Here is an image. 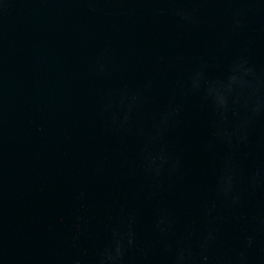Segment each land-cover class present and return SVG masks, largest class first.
<instances>
[{
    "label": "water",
    "instance_id": "obj_1",
    "mask_svg": "<svg viewBox=\"0 0 264 264\" xmlns=\"http://www.w3.org/2000/svg\"><path fill=\"white\" fill-rule=\"evenodd\" d=\"M0 264H264V0H0Z\"/></svg>",
    "mask_w": 264,
    "mask_h": 264
}]
</instances>
